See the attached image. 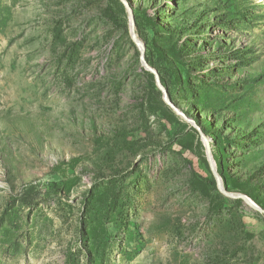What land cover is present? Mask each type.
<instances>
[{"label": "rangeland", "instance_id": "374dc122", "mask_svg": "<svg viewBox=\"0 0 264 264\" xmlns=\"http://www.w3.org/2000/svg\"><path fill=\"white\" fill-rule=\"evenodd\" d=\"M206 143L264 209V0H0V264H264Z\"/></svg>", "mask_w": 264, "mask_h": 264}, {"label": "water", "instance_id": "95a60500", "mask_svg": "<svg viewBox=\"0 0 264 264\" xmlns=\"http://www.w3.org/2000/svg\"><path fill=\"white\" fill-rule=\"evenodd\" d=\"M126 7L128 9V12H129L131 38H132L133 42L135 43V45L138 47V49L140 51V59L142 60V64L144 65V67H145L146 70L150 71L154 75L156 84L159 87V89L162 91L163 98H164L165 102L168 103L177 113L183 115L186 120H189V118H187V116L184 115V113L181 111V109L178 106H176L171 101V99L169 98L168 91H167V89L164 87V85L161 82V79H160V75H159L158 70L155 67H153L150 63H148V61L144 58V44L138 38V36H137V34L135 32L134 18H133L132 10L129 7V5H127V4H126ZM205 146H206V155H207L208 161L210 163L211 169H212V171L214 173V176H215V179H216V183H217V186H218L219 190L221 192H223V194L226 195V196H228V197L240 198V199L244 200L252 208H254V209H256V210H258L260 212H264V209L261 208L247 194L241 193V192L229 191L225 187L224 183L221 180V177L219 176L218 172L216 171V167H215L214 162H213V159H212V154H211L210 146H209L208 143H206Z\"/></svg>", "mask_w": 264, "mask_h": 264}, {"label": "trees", "instance_id": "16d2710c", "mask_svg": "<svg viewBox=\"0 0 264 264\" xmlns=\"http://www.w3.org/2000/svg\"><path fill=\"white\" fill-rule=\"evenodd\" d=\"M145 73H147L148 75L151 76V73L149 71H145ZM226 186V185H225ZM228 189V188H227ZM235 201H241V199L237 198V199H234Z\"/></svg>", "mask_w": 264, "mask_h": 264}]
</instances>
